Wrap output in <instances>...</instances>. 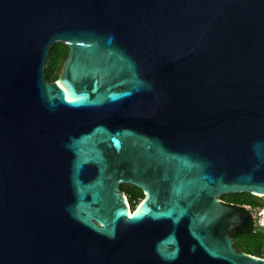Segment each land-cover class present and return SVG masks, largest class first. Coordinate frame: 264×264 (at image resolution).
Returning <instances> with one entry per match:
<instances>
[{
	"label": "water",
	"instance_id": "water-1",
	"mask_svg": "<svg viewBox=\"0 0 264 264\" xmlns=\"http://www.w3.org/2000/svg\"><path fill=\"white\" fill-rule=\"evenodd\" d=\"M241 192L264 196V0H0V264H264Z\"/></svg>",
	"mask_w": 264,
	"mask_h": 264
},
{
	"label": "trees",
	"instance_id": "trees-1",
	"mask_svg": "<svg viewBox=\"0 0 264 264\" xmlns=\"http://www.w3.org/2000/svg\"><path fill=\"white\" fill-rule=\"evenodd\" d=\"M68 55V48L63 43H55L50 50V59L46 68L47 80L53 81L59 77V71L63 60ZM123 191L127 194L130 204L134 208L144 197V192L135 186L122 185ZM224 198L233 200L243 210V205H250L252 210L264 208V198L246 192L230 193L223 195ZM235 246L239 251H245L253 255L264 257V228L258 225L255 220L250 222L234 234Z\"/></svg>",
	"mask_w": 264,
	"mask_h": 264
},
{
	"label": "flooded vegetation",
	"instance_id": "flooded-vegetation-1",
	"mask_svg": "<svg viewBox=\"0 0 264 264\" xmlns=\"http://www.w3.org/2000/svg\"><path fill=\"white\" fill-rule=\"evenodd\" d=\"M61 43H63V42H61ZM63 45L64 46H67V48H68V55H67V57L63 60V62H62V64H61V68H60V71H59V76H60V74H61V72H62V69H63V66H64V63H65V61H66V59L68 58V56H69V47H68V45L67 44H65V43H63ZM222 201L224 202V204H226V205H229V206H232V207H239L238 206V204L236 205V203L233 201V200H230L229 198H224L223 196H222ZM263 208H261L260 210H262ZM259 210V211H260ZM254 211H256V210H249V212H252V216H251V218H250V220L251 219H253V220H255V218H254V214H253V212ZM264 215V213H262V216ZM250 220L245 224V225H247L249 222H250ZM245 225H243L241 228H243ZM240 228V229H241ZM240 229L239 230H237V231H235L234 233H233V236H234V234L235 233H238L239 231H240ZM234 243H235V239H234ZM237 248V247H236Z\"/></svg>",
	"mask_w": 264,
	"mask_h": 264
},
{
	"label": "rangeland",
	"instance_id": "rangeland-1",
	"mask_svg": "<svg viewBox=\"0 0 264 264\" xmlns=\"http://www.w3.org/2000/svg\"><path fill=\"white\" fill-rule=\"evenodd\" d=\"M127 195V194H126ZM264 198V196H262ZM132 206V205H131ZM136 207V206H135ZM133 208V207H132ZM263 211H264V208H263ZM264 213V212H263ZM254 218H255V222L260 225L262 224V214H258L256 211H254Z\"/></svg>",
	"mask_w": 264,
	"mask_h": 264
},
{
	"label": "built area",
	"instance_id": "built-area-1",
	"mask_svg": "<svg viewBox=\"0 0 264 264\" xmlns=\"http://www.w3.org/2000/svg\"><path fill=\"white\" fill-rule=\"evenodd\" d=\"M245 208H247L248 210H251L252 211V209H251V206L250 205H243ZM256 212L258 213V214H262L264 211H263V209L262 210H256ZM253 214H254V212H253Z\"/></svg>",
	"mask_w": 264,
	"mask_h": 264
},
{
	"label": "bare ground",
	"instance_id": "bare-ground-1",
	"mask_svg": "<svg viewBox=\"0 0 264 264\" xmlns=\"http://www.w3.org/2000/svg\"><path fill=\"white\" fill-rule=\"evenodd\" d=\"M64 89H65V88H64ZM65 91H66V94L68 95V93H67V89H65ZM139 207H140V205H139ZM139 207H138V208H139ZM128 211H129V213H132L131 209H129Z\"/></svg>",
	"mask_w": 264,
	"mask_h": 264
}]
</instances>
